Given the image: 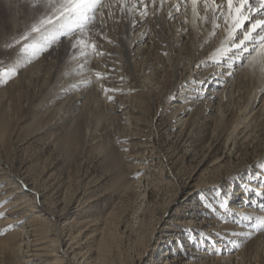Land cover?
I'll list each match as a JSON object with an SVG mask.
<instances>
[{
	"label": "rangeland",
	"instance_id": "rangeland-1",
	"mask_svg": "<svg viewBox=\"0 0 264 264\" xmlns=\"http://www.w3.org/2000/svg\"><path fill=\"white\" fill-rule=\"evenodd\" d=\"M5 18L1 5L0 70L16 65L25 43H15L21 24ZM108 33L114 32L107 28L91 40L93 56L109 42ZM62 40L28 61L45 64L63 55L69 45ZM95 56L100 59L88 70L103 103L86 104L72 117H62L58 104L41 103L50 101L49 88L37 79H49L52 67L50 73L41 68L42 77L36 70L23 77L18 67L0 81V264H264L259 231L248 238L249 229L234 227L255 225L230 207L242 204L235 199L244 195L236 194L242 182L257 183L264 170L257 162L264 153V109L245 123L246 103L232 98L211 115L194 108L178 124L182 91L173 92L172 84L182 68L174 73L167 59L151 73L139 63L132 76L106 52ZM62 209L65 218L57 219ZM69 236L73 252L62 255L65 245L57 242ZM228 247L233 256L221 259ZM173 255L182 258L172 261Z\"/></svg>",
	"mask_w": 264,
	"mask_h": 264
},
{
	"label": "bare ground",
	"instance_id": "bare-ground-1",
	"mask_svg": "<svg viewBox=\"0 0 264 264\" xmlns=\"http://www.w3.org/2000/svg\"><path fill=\"white\" fill-rule=\"evenodd\" d=\"M107 2L111 7L103 8L98 12L96 22L90 25L86 32H78L76 35L68 38L62 37V41L69 45V48L66 51L64 50L65 52L63 55L59 57L56 56V59L54 58L51 62L48 60L45 64L41 62H28L27 58L29 57L23 56L22 54H20L21 56L15 60L14 63L16 65L18 61L21 62L19 70L23 77H31L35 73L34 70H36V76H41L40 72L42 69H45L44 73H50L49 70L53 68V75L49 79L42 76V79L36 78L38 82H47L49 88L47 99H50V101L48 102L44 99V101L41 102L42 104H58L57 108L59 107L58 109L63 111L62 117L64 118L77 115L86 104L89 106L90 104H102L103 101L98 98V92L96 93L95 91V85H92V81L94 80L91 76L92 73L89 74L90 69L88 70V68L92 63H97L100 58H95V55L98 54L99 56L100 51H103L106 52L107 58L109 57L110 60H113V63L122 62L121 66H123V70H129V72L132 73V76L135 75V67L139 63L142 64L144 69L151 73L155 72L156 69V72L159 71L160 67H157V63L158 65H161L162 63H160V61L166 62L165 60L167 59L171 60L170 62H172L174 73L182 68V75L179 77L178 74H175L176 77L172 84L173 92L176 91L178 87L182 91V97L177 96L183 101V103L179 105L180 108L177 111L178 124H181V122L185 123L190 117H192L194 108L201 107V111L205 113L208 112L211 115V113L216 111L217 108L221 110L220 107L225 103V107L228 108L227 102L232 98H236L238 101L240 100L246 103L241 114L244 122L249 118H252L253 113L264 109V50H261L259 53H254L252 58H246L243 60L238 59L234 62L229 61L228 63H216L215 60L219 59L217 49L222 46V42H226L227 37V26L223 21L220 22L221 27L215 30L216 35L212 36V24L210 22L204 23L202 20H194L190 5L187 7V11H185V5L181 3V0H168L162 10H159V0H157L156 6H153L149 2L148 16L146 18L141 15L144 9L143 5L139 3H137V7L131 14L127 12V6H129L133 0H125L124 12H121V5L115 2V0H107ZM219 2L220 0H217V3ZM33 3L34 0H0V6L2 5L3 9H5V20L11 23V25L17 23L21 24L22 30L19 33L20 35H23L26 31L30 30L31 25L37 22L40 15L46 11V9L41 6L33 8ZM177 4L180 5L179 12H177L174 7ZM198 9L203 15V5H198ZM170 10L173 12L174 16V19L171 20L168 19L167 16L168 11ZM109 12H111L112 15H108ZM208 15L211 16V13H208ZM185 20L188 22L185 23ZM107 28L114 33L112 35L109 33L106 34V39H108L109 42L105 44L103 48L100 46V49L98 48L97 53L93 56L90 42L91 40L94 42L98 39L96 38L97 36H95L96 33H98L96 35L103 34L104 36L105 29ZM245 28H247V25H245ZM92 36L94 37L91 38ZM78 39L85 41V45H78L77 48L74 49L73 43ZM81 47H83V51L88 53L87 55L83 54L80 50ZM155 48L166 51V56H161L162 58L158 56V51L155 50ZM3 55L4 53L2 56ZM245 56H247V54H245ZM118 64L119 63H116V65ZM119 66L120 65H118V67ZM153 67H155V70ZM94 69L96 70V68ZM98 71L96 72L98 73ZM105 75H103V78ZM229 107H231V105ZM247 108L248 110H246ZM224 110V116L228 117L230 114L228 111L230 110ZM207 116L209 117V115ZM236 119L237 118H235V120ZM239 125L240 124L234 122L232 131H237L242 127H239ZM239 130L237 133L240 132ZM246 133L244 135L249 137L248 132ZM257 162L258 164H264V153L258 157ZM257 173H259L258 176L264 179V170H259ZM250 180L251 179H248V181L245 182L243 181L241 185L242 187L236 192V194H244L243 196L235 198H242V200H240L242 201V204L238 206L232 205L230 207H235L236 214L242 213L252 217L264 216V211H261L260 209L261 202H264V196L256 195V193L261 192V190L264 189V183L261 182V179H258L257 183H253ZM245 186H247V190H245ZM27 189L30 190V187ZM249 190H252L251 196L247 195ZM18 192H21V190L17 191V193ZM33 196L36 197V195ZM41 206L43 205L41 204ZM45 206L44 203V207ZM34 211H37V209ZM45 211H47V209ZM62 211L63 212L58 214L57 219L65 218L64 209H62ZM47 212L50 213V210ZM246 221L249 223L248 220ZM252 222L254 223L253 225H255V221L253 220ZM234 227L242 229L243 231L249 229L250 233H255L253 232L254 228L252 226H249L252 227L251 229L247 228L248 226L246 228H241L238 225ZM256 236L262 240L261 249L263 251L264 231H259ZM73 238L74 236H69L64 240L62 239V242H59L58 240V247L65 245V247L61 249L62 255L68 256L69 252H73ZM35 244H38V242ZM35 249L38 251H46V248L42 247H36ZM231 249L232 248L230 247L226 248L224 250L225 253L220 256V258L230 260L233 256V253H230ZM185 250L191 251L192 248L186 246ZM58 251L60 252V250ZM195 252H199L201 255L206 254V252L198 250H195ZM38 255L44 257L47 256V253L39 252ZM172 257V261L177 259L181 260L182 258V256L174 255ZM183 262L188 263L189 261L186 260ZM52 263L53 262H47L46 264ZM162 263L168 264L169 260L163 259ZM259 264H262V261H260Z\"/></svg>",
	"mask_w": 264,
	"mask_h": 264
},
{
	"label": "snow or ice",
	"instance_id": "snow-or-ice-1",
	"mask_svg": "<svg viewBox=\"0 0 264 264\" xmlns=\"http://www.w3.org/2000/svg\"><path fill=\"white\" fill-rule=\"evenodd\" d=\"M115 2L121 5V12H124L125 0H115ZM149 2L153 6L157 5V0H133L127 6V12L131 14L139 3L143 5L144 9L141 15L146 18ZM167 2L168 0H159V10H162ZM181 3L185 5V11L190 5L194 20H202L204 23L210 22L212 24V36H215V30L221 27V21L227 26L226 42H222V46L217 49L219 59L215 60L216 63L252 58L254 53L264 50V0H220L219 3L217 0H181ZM198 5H203V15L200 13ZM32 6L33 8L41 6L46 11L40 15L37 22L31 25L30 30L15 40L16 44L25 41L21 46V53L30 58L42 54L58 43L62 37L68 38L78 32H86L90 25L96 22L97 13L103 8L111 7L107 0H34ZM174 7L177 12L180 11L179 4ZM208 13H211V16ZM108 15H112V13L109 12ZM167 16L170 20L174 19L171 10L168 11ZM187 22L185 20V23ZM78 45L84 46L85 41L78 39L73 43V48L76 49ZM12 46V44L6 45L8 48ZM92 47L95 48L96 45L93 43ZM80 50L84 55L88 54L83 51V47ZM19 66H21L20 61L11 68L0 70V81L14 76ZM257 178L264 183V179L260 176ZM245 190H247V186H245ZM256 195L264 196V189ZM260 209L264 211V202H261ZM244 219L255 221V231H264V216L246 215ZM244 235L250 238L252 233H244Z\"/></svg>",
	"mask_w": 264,
	"mask_h": 264
}]
</instances>
